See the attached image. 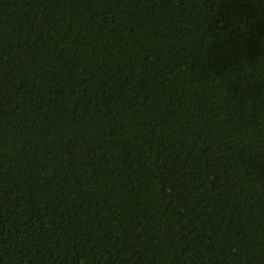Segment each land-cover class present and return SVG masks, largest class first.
Segmentation results:
<instances>
[{
	"label": "trees",
	"instance_id": "16d2710c",
	"mask_svg": "<svg viewBox=\"0 0 264 264\" xmlns=\"http://www.w3.org/2000/svg\"><path fill=\"white\" fill-rule=\"evenodd\" d=\"M0 264H264V0H0Z\"/></svg>",
	"mask_w": 264,
	"mask_h": 264
}]
</instances>
